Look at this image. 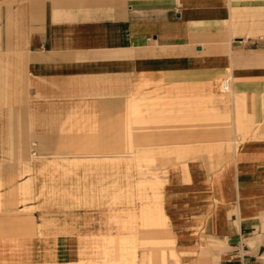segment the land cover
<instances>
[{
  "label": "crops",
  "instance_id": "0c3cea01",
  "mask_svg": "<svg viewBox=\"0 0 264 264\" xmlns=\"http://www.w3.org/2000/svg\"><path fill=\"white\" fill-rule=\"evenodd\" d=\"M186 47L193 50L178 51ZM183 58L196 63L183 66ZM151 72L174 97L231 76L245 126L264 131V0H0V150L7 136L64 134L71 120L89 117L71 104L116 108L118 81ZM102 87L110 97L95 99ZM48 143L59 151L67 142ZM17 145L21 156L25 144ZM213 146L170 170L161 218L185 259L264 264V138L248 139L232 157L226 145ZM8 204L0 201V247L53 245L51 212L26 218ZM121 239L115 256L125 260L134 238Z\"/></svg>",
  "mask_w": 264,
  "mask_h": 264
},
{
  "label": "rangeland",
  "instance_id": "374dc122",
  "mask_svg": "<svg viewBox=\"0 0 264 264\" xmlns=\"http://www.w3.org/2000/svg\"><path fill=\"white\" fill-rule=\"evenodd\" d=\"M184 60L183 66L196 63ZM130 78L118 81L117 94L111 96L118 100L116 108L104 101L71 104L89 117L71 120L69 129H59L68 131L64 134L6 137V148L0 150V201L9 203L7 212L26 218L51 212L54 240L52 246H1L0 264H198L179 253L161 218L169 172L195 159L202 153L196 149L207 144L226 145L232 157L248 139L264 138V131L247 128L232 89L223 90L229 80L231 87V76L189 86L186 95L176 97L158 85L155 72L145 80ZM96 90L95 99L110 97L105 87ZM109 110L116 116L98 117ZM50 138L66 140L65 149L51 150ZM21 140L25 150L19 156ZM28 226L27 221L22 224ZM126 236L135 245L124 260L115 256L114 242Z\"/></svg>",
  "mask_w": 264,
  "mask_h": 264
},
{
  "label": "bare ground",
  "instance_id": "6f19581e",
  "mask_svg": "<svg viewBox=\"0 0 264 264\" xmlns=\"http://www.w3.org/2000/svg\"><path fill=\"white\" fill-rule=\"evenodd\" d=\"M229 89V85H228V82H226L224 85H223V90L224 91H227Z\"/></svg>",
  "mask_w": 264,
  "mask_h": 264
}]
</instances>
